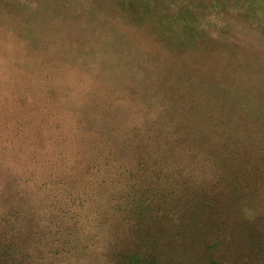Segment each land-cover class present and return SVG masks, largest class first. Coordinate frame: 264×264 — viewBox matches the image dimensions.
I'll use <instances>...</instances> for the list:
<instances>
[{"label": "trees", "instance_id": "1", "mask_svg": "<svg viewBox=\"0 0 264 264\" xmlns=\"http://www.w3.org/2000/svg\"><path fill=\"white\" fill-rule=\"evenodd\" d=\"M263 182L264 0H0V264L100 247L106 206L111 264H160L168 224L264 264L233 218Z\"/></svg>", "mask_w": 264, "mask_h": 264}, {"label": "rangeland", "instance_id": "2", "mask_svg": "<svg viewBox=\"0 0 264 264\" xmlns=\"http://www.w3.org/2000/svg\"><path fill=\"white\" fill-rule=\"evenodd\" d=\"M246 195L249 197L244 198L234 211L233 218L235 224H237V221L243 218V216H248L249 218L264 217V182L260 187H257V191H247ZM105 196H107V194H105ZM105 210H102V216H104L106 213H109V215L112 217L111 222H113V224L106 225L104 228H98L96 230V234L93 230V234H95L94 237H98V244L101 246L95 248L94 250H88L80 253L79 256H73L69 258L62 257L60 260L64 261H58V264H111L110 259L113 249L116 248L115 246L130 242L132 236L129 234H131L132 226L128 220H125L126 222L123 220L121 221L118 216L112 213V209H109L107 206ZM262 226L264 228V222L262 223ZM177 230V225L168 224L165 236H163L161 239L162 244L160 250L162 252V259L160 264H163L164 260L166 259L173 261L183 260L186 262V264L203 263L205 261L204 256L207 255L205 246L203 244H198L196 242L197 240L195 241V238L189 233L183 236L182 234H177ZM138 236H141V234L139 233ZM213 236L214 233H209L207 238L210 240V237ZM233 246L236 251L235 254L230 257L231 261H235L236 264H255L256 259L253 256L249 258L243 256L242 258L238 259V255L247 249L244 247L240 248L237 246V244ZM235 259H238L239 261Z\"/></svg>", "mask_w": 264, "mask_h": 264}]
</instances>
